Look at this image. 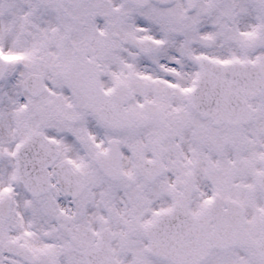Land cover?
<instances>
[{
	"label": "snow or ice",
	"instance_id": "obj_1",
	"mask_svg": "<svg viewBox=\"0 0 264 264\" xmlns=\"http://www.w3.org/2000/svg\"><path fill=\"white\" fill-rule=\"evenodd\" d=\"M0 264H264V0H0Z\"/></svg>",
	"mask_w": 264,
	"mask_h": 264
}]
</instances>
